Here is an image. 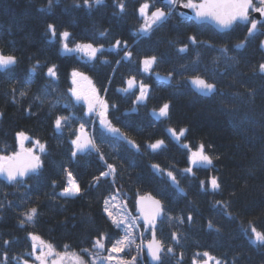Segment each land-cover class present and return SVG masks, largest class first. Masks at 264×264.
<instances>
[{
	"label": "trees",
	"instance_id": "16d2710c",
	"mask_svg": "<svg viewBox=\"0 0 264 264\" xmlns=\"http://www.w3.org/2000/svg\"><path fill=\"white\" fill-rule=\"evenodd\" d=\"M78 2L82 3V0ZM126 2L127 16L121 20L113 15L116 11L113 0H105V5L94 9L91 14L73 8V0H61L59 4L54 5L50 14L38 11L40 7H46L47 0H0V51L20 58V63L11 72L0 73V112L4 114L0 119V148L7 146L8 153L18 150L15 140V133L18 131H25L42 142L46 141L49 146L43 174L35 180H28L30 188L26 190L21 186L17 189L0 182V202L5 204V207L0 209V252L7 250L10 259L12 256H22L30 251L29 241L26 239L27 231L38 233L57 249L69 244L74 251L90 247L91 239L99 231L110 233L115 231L108 226L101 214L102 201L111 191L108 182L102 181L100 186L86 191L83 197L67 201L52 198L54 193L50 181L52 179L59 181L56 190H61L63 165L67 164L74 172L82 187L87 185L93 175L99 173L102 165L95 154L79 158L75 162L70 160L67 133L63 139H59L54 136L52 130L54 116L58 112L68 115V112L57 108L50 116L48 101L43 108L38 107L39 102H34L33 97L42 94L45 80L41 74L35 78L31 77L28 69L37 60L43 62L47 59L49 63L59 65L61 74L59 92H64L68 87L64 76L72 67H80V70L91 76L99 87L111 75V68L99 66L98 71L89 72L81 65H88L90 62L80 53L73 54L75 59L58 56L56 49L49 45L48 38L44 35L45 27L47 23L55 22L58 30L62 26L67 27L77 39L84 41L98 31L109 29L113 38L127 39L129 44L133 45L134 37L131 36V31L139 23L134 15L138 4L137 0ZM151 2L159 6L155 0ZM192 34H198L200 40H211L217 45L229 47V56H235L239 64L231 66V61L221 59L218 66L213 65V58L218 52L202 45L198 48L189 46L188 53L178 55L176 49L183 46L187 36ZM244 34L243 26L227 37L215 35L211 30H205L200 34L196 26L181 25L179 18H174L164 28L134 46V59L138 61L143 56L156 55L158 59L163 60L156 70L162 76H166L174 69L177 74L173 76V81L179 83L165 86L155 81L154 77H148L145 82L149 83L155 92L147 108L137 106L139 107L137 112L130 111L135 105L131 101H125L115 89L126 87L121 81L129 75H137V79H141L145 74L130 72L129 67L122 63L116 75L112 77L113 83L109 86V96L117 103L119 109L117 115L120 116V120L114 123L121 127L130 139L143 145L145 141L162 138L164 126L154 121L150 112L152 108H158L163 102L171 100L173 104L171 126L190 125L193 143L203 137L205 142H210L214 146L213 150L221 155V159L215 161L216 170L198 171L197 180H207L211 175L218 176L223 184L222 194L200 193L198 185L195 182L190 185L186 179H181L180 183L188 192L187 197L172 188L165 192L167 197L165 203L170 207L172 215L193 216L192 224L185 221V224L179 225L173 221L171 228L166 223L158 226L163 229L162 232L158 231V237L166 241L173 230L182 234V249L185 254L183 264H191L194 253L205 250L229 261V264L233 257L237 258L236 264H264V250L251 247L240 231L241 222L245 226L251 222L258 229L264 230V78L253 71V66L264 61V51L259 48V40L264 39V36L251 41L245 50L238 51L232 45ZM169 41H174L175 44H170ZM104 44L105 47L108 46L107 42ZM197 50L200 52V63L196 65L199 74L211 78L212 70L215 68L216 80L224 95L210 99L174 95L175 88L186 90L184 80L178 73L191 70L193 67L191 61L195 60ZM107 59L114 64L116 57L114 54H108ZM181 65L188 67L184 69ZM205 69L208 71L205 72ZM10 78L18 82L10 84ZM26 79H35L28 96L23 98L19 105L12 104L10 88L15 86L19 91ZM59 92H53L49 101L55 102ZM237 92L241 94L239 98L234 95ZM250 92L255 95V99L251 101ZM17 99H20L18 95ZM64 102L66 100L61 99V104ZM29 104L32 105V112L36 113L35 115H26L25 109ZM125 110H129L127 115H124ZM129 125L130 128L127 127ZM138 127L144 130L138 132ZM29 146L30 143L27 144V147ZM116 147L120 149L119 157L123 168L127 169L118 178L116 187L122 186L121 191L126 192L128 197H132L136 186L140 187L142 193L151 191L154 194L156 189L166 186V180H161L151 173L149 162H157L162 167L175 165L177 174L180 169L187 166L184 163L183 150L172 143H169V149L165 154L156 156H134L123 142L116 143ZM103 151L111 161V149L104 146ZM129 161H135L134 169L129 167ZM233 191L236 195L230 196L229 193ZM46 193L48 195H45ZM229 199L232 200L230 210L238 217L234 221H229L211 207L214 200ZM190 201L192 203H189ZM8 202H11L12 207L7 206ZM37 205L42 215L38 217L36 227L19 228L18 220L22 219L20 213L30 206ZM209 219L223 229L220 235L208 231ZM4 240L18 243L13 242L5 249ZM132 255L133 249L127 252V257ZM166 264H176V261L173 259Z\"/></svg>",
	"mask_w": 264,
	"mask_h": 264
},
{
	"label": "snow or ice",
	"instance_id": "6c2138e0",
	"mask_svg": "<svg viewBox=\"0 0 264 264\" xmlns=\"http://www.w3.org/2000/svg\"><path fill=\"white\" fill-rule=\"evenodd\" d=\"M60 2L61 0H47L46 7H40L38 11L50 14L53 12L54 5ZM157 2L159 6L151 0H137L138 6L134 10V15L139 23L131 31V36L134 37L133 45H130L127 39L113 38L109 29L98 31L84 41L77 39L67 27L62 26L58 30L55 22L46 24L44 35L48 38L49 45L56 49L58 56L75 59L73 54L83 53L90 63L82 64L81 67L87 68L89 72L98 71L99 66L111 68V75L98 87L92 77L85 71H81L80 67H72L71 71L64 76L68 85L64 92H59L61 81L59 65L49 63L47 59L43 62L37 60L28 69L31 77L35 78L41 74L45 80L42 94L33 97L34 102H39L38 107L43 108L45 102L48 101L50 116L57 108L68 112V115L58 112L54 116L52 130L54 136L59 139H63L67 133L70 160L75 162L79 158L95 154L102 165L99 173L93 175L85 187L81 186L78 177L67 164L63 165L61 190H56L59 181L56 179L50 181V187L54 193L52 198H62L67 201L83 197L86 191L100 186L102 181L108 182L111 191L102 201L101 214L108 226L115 231L114 233L103 230L97 232L91 239L90 247H82L79 251L72 250L69 244H64L61 249H57L38 233L27 231L26 239L29 241L30 251L22 256H12L11 259L7 250L0 252V264H30V260L31 264H140L138 257L143 256L149 258L150 264H166L173 259L176 264H183L185 254L182 249V234L173 230L166 241L158 237V231L163 230L158 226L166 223L171 228L173 221L179 225L185 224V221L192 224L193 216L191 214L186 217L172 215L170 207L165 203L167 199L165 192L168 188H172L187 197L188 192L181 187L180 183L181 179H186L190 185L195 182L200 193L222 194L223 184L218 176L211 175L207 180H197L198 171L216 170L215 161L220 160L221 155L215 152L214 146L210 142L206 143L203 137L193 143L190 125L171 126L173 115L171 100L163 102L158 108H152L150 112L154 121L164 126L162 138L145 141L143 145L130 139L127 133L114 123L120 120V116L117 115L119 111L117 103L109 96V86L113 83L112 77L116 75L122 63L129 67L130 72L145 74L141 79H137V75L123 78L121 82L126 87L116 88L115 92L120 93L125 101H131L135 105L131 107V112L139 111V107L147 108L155 92L150 88V84L145 82L148 77H154L155 81L165 86L179 83V81H173V76L177 74L174 69L170 70L166 76H162L156 70L159 64L163 63V60L158 59L156 55L143 56L138 61L134 59L136 44L144 38L151 37L156 31L178 17L181 25L196 26L200 34L205 30H211L215 35L227 37L243 26L244 36L232 47L238 51L245 50L251 41L264 36V0H157ZM104 5L105 0H82V3L73 0V8L82 9L89 14ZM113 5L116 9L113 15L123 20L127 16L126 0H113ZM209 24L214 28L209 29ZM101 41L107 42L108 46L105 47L104 42ZM169 43L175 44L174 41H169ZM201 45L218 52V55L213 58V65L218 66L221 59L231 61V66L239 64L235 56H229V47L217 45L211 40H200L198 34L187 36L184 45L178 47L176 51L178 55H184L189 52V46L198 48ZM259 48L264 51V39L259 40ZM108 54L115 55L114 64L113 61L107 59ZM19 63L20 58L16 55L0 51V73L11 72ZM191 63L193 67L190 71L178 73L184 80L186 90L175 88L173 90L175 96L210 99L217 95H224L218 86L215 68L212 70L211 78L199 74V69L196 67L200 63L198 50L195 53V60ZM181 67L187 69L188 66L181 65ZM207 71L205 69V72ZM253 71L264 78V61L253 66ZM17 82L10 78V84L14 85ZM34 83L35 79H26L19 91L12 86L9 92L10 102L19 105L20 101L28 96ZM53 92H59V97L55 102L49 101ZM17 95L20 99H17ZM234 95L237 98L241 96L239 92ZM61 99H65L66 102L61 104ZM254 99V93L250 92L249 100ZM128 111L125 110L124 115H127ZM25 113L28 116L36 114L32 112L31 104L25 109ZM3 115V112H0V119ZM127 127L130 128V125ZM143 130L142 127L137 128L138 132ZM15 140L18 150L8 153L7 146L0 148V182L17 189L23 186L27 190L31 187L28 180H35L43 174L45 159L49 155V146L46 141L42 142L25 131L16 132ZM118 142H123V145L134 156L163 155L168 151L169 143H172L178 149L183 150L184 163L187 166L180 169L177 174L175 165L162 167L157 162H149L148 167L151 173L161 180H166V186L156 189L155 194L151 191L142 193L140 187L136 186L132 197H128L126 192L121 191L122 186L116 187L118 178L122 176L123 171H127L123 168L119 157L120 149L116 147ZM26 143H30L31 146L25 147ZM104 146L111 149V161L103 151ZM128 163L130 168H135V161ZM229 195L235 196L236 193L233 191ZM129 200H131V207H129ZM7 206L12 207L11 202H8ZM231 206V199L214 200L211 204L213 209L218 210L229 221H234L238 217L230 210ZM4 207L5 204L0 202V209ZM20 215L22 219L18 220V227L25 229L36 227L37 219L42 213L37 205L28 207ZM207 229L217 235L223 231L211 219L208 220ZM240 231L251 247L264 250V230L258 229L251 222L247 226L241 222ZM13 242L18 243V241L4 240L5 249ZM133 247L136 255L129 256L127 259L121 255L131 252ZM236 262L237 258L233 257L231 264H236ZM191 264H229V261L205 250L195 252Z\"/></svg>",
	"mask_w": 264,
	"mask_h": 264
},
{
	"label": "bare ground",
	"instance_id": "6f19581e",
	"mask_svg": "<svg viewBox=\"0 0 264 264\" xmlns=\"http://www.w3.org/2000/svg\"><path fill=\"white\" fill-rule=\"evenodd\" d=\"M133 255H136V251H135V249L133 250ZM85 259H86V257H85ZM138 260H139L140 262H142V264H146V262H147L148 264H150V262L148 261V259H147L146 256L138 257Z\"/></svg>",
	"mask_w": 264,
	"mask_h": 264
},
{
	"label": "rangeland",
	"instance_id": "374dc122",
	"mask_svg": "<svg viewBox=\"0 0 264 264\" xmlns=\"http://www.w3.org/2000/svg\"><path fill=\"white\" fill-rule=\"evenodd\" d=\"M80 55H82L85 59L88 60L87 56L84 55L83 53H80ZM27 144H29V143H26L25 147H27ZM121 255L124 256L126 259L128 258V257H127V252H125V253H123V254H121Z\"/></svg>",
	"mask_w": 264,
	"mask_h": 264
},
{
	"label": "water",
	"instance_id": "95a60500",
	"mask_svg": "<svg viewBox=\"0 0 264 264\" xmlns=\"http://www.w3.org/2000/svg\"><path fill=\"white\" fill-rule=\"evenodd\" d=\"M185 11H187V10H185ZM254 15H258V14H254ZM209 26H211V27H213L214 28V26L213 25H211V24H209ZM147 257V256H146ZM147 259H148V261L150 262V260H149V258L147 257Z\"/></svg>",
	"mask_w": 264,
	"mask_h": 264
}]
</instances>
